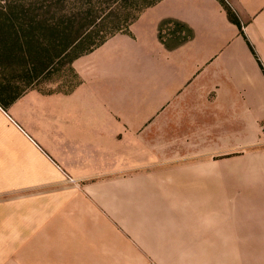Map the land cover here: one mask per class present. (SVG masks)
Returning <instances> with one entry per match:
<instances>
[{"label": "crops", "instance_id": "0c3cea01", "mask_svg": "<svg viewBox=\"0 0 264 264\" xmlns=\"http://www.w3.org/2000/svg\"><path fill=\"white\" fill-rule=\"evenodd\" d=\"M165 21L191 37L168 24L161 41ZM73 66L76 116L101 126L87 139L122 141L130 164L147 171L189 173L191 182L202 172L222 193L103 198L106 212L139 204L149 224L162 216L139 244L53 246L47 262L264 264V0H160Z\"/></svg>", "mask_w": 264, "mask_h": 264}, {"label": "rangeland", "instance_id": "374dc122", "mask_svg": "<svg viewBox=\"0 0 264 264\" xmlns=\"http://www.w3.org/2000/svg\"><path fill=\"white\" fill-rule=\"evenodd\" d=\"M110 1L0 0V90L10 88L1 96L12 99L0 117V264H49L53 246L139 244L140 232L162 216L149 224L139 204L120 206L132 214L106 212L107 198L222 193L219 184H205L202 172L191 182L189 173L147 171L153 167L130 164L133 152L122 141L87 139L101 126L81 123L70 100L81 82L73 66L80 50L56 55L70 36L122 9V1Z\"/></svg>", "mask_w": 264, "mask_h": 264}, {"label": "trees", "instance_id": "16d2710c", "mask_svg": "<svg viewBox=\"0 0 264 264\" xmlns=\"http://www.w3.org/2000/svg\"><path fill=\"white\" fill-rule=\"evenodd\" d=\"M116 1L115 3H119L122 7V9L117 12L114 16H110L109 14L104 15L103 17L96 18V20H93L92 23L88 26L87 30L85 32H76L77 34L75 36H70L69 41L67 42L66 48L62 51H60L56 57H58L60 54H65L66 52L69 53V51L73 49H78L80 51H77L75 56L73 57V60L78 59L79 57L86 55L96 49L98 46L103 44L107 39L110 37L120 33L124 32L128 29V27L136 21L140 13L155 5L160 0H111ZM110 1V2H111ZM119 5V6H120ZM227 14L229 17V20L237 25H239V22L235 15L231 12V10L227 9ZM9 21V19H7ZM99 22V23H98ZM168 24H174L176 26V29L180 30L181 32H184L183 41L189 39L191 37V32L185 27L180 24H177L175 22L171 21H165L161 23L159 26V39L162 41V31L165 29V26ZM9 27L13 30V26L9 25ZM101 28L102 30L96 32L94 30H90L91 28ZM25 40V44L29 47L30 42H27V37H23ZM13 42L16 41L18 47H21L22 44V38L21 39H15L12 40ZM25 58H22V61L24 65H28L27 62H29V55H27ZM28 82L29 76L27 75ZM10 88H3L0 90V106L5 109L10 101H7L6 99H3L1 94L4 91L9 92ZM15 98H13L14 100Z\"/></svg>", "mask_w": 264, "mask_h": 264}]
</instances>
